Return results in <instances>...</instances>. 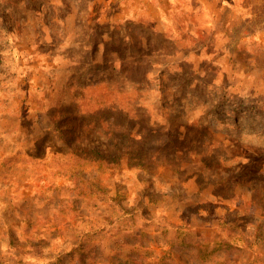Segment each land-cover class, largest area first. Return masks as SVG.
Wrapping results in <instances>:
<instances>
[{
  "label": "rangeland",
  "instance_id": "rangeland-1",
  "mask_svg": "<svg viewBox=\"0 0 264 264\" xmlns=\"http://www.w3.org/2000/svg\"><path fill=\"white\" fill-rule=\"evenodd\" d=\"M0 264H264V0H0Z\"/></svg>",
  "mask_w": 264,
  "mask_h": 264
},
{
  "label": "trees",
  "instance_id": "trees-1",
  "mask_svg": "<svg viewBox=\"0 0 264 264\" xmlns=\"http://www.w3.org/2000/svg\"><path fill=\"white\" fill-rule=\"evenodd\" d=\"M117 104L118 103H117L116 100H114V101L113 100H111V101H109V100L104 101V106H106L105 108L108 107V108H110V110L123 112L125 110L124 106H121L119 104L117 105ZM100 108H102V107L100 106ZM48 118H49L50 123H52L53 122V117L52 116H49ZM56 131H58L57 127H56Z\"/></svg>",
  "mask_w": 264,
  "mask_h": 264
}]
</instances>
